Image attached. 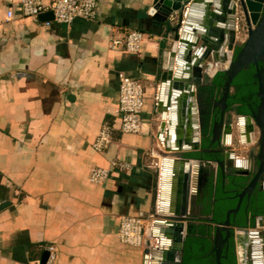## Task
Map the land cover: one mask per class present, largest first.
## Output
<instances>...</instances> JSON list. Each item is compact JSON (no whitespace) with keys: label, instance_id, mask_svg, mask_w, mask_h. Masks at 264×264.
Masks as SVG:
<instances>
[{"label":"crops","instance_id":"obj_1","mask_svg":"<svg viewBox=\"0 0 264 264\" xmlns=\"http://www.w3.org/2000/svg\"><path fill=\"white\" fill-rule=\"evenodd\" d=\"M20 1L0 0V264H41L49 245L56 249L52 264H144L143 247L119 240L120 217H146L154 214L159 204L162 211L170 213L177 202H183L176 199V190L179 183L183 186L188 167L189 193L198 188L200 198L191 220L198 221L207 217L203 206L211 203L216 183H222L216 163L196 160L201 152L190 149L193 146L188 142L210 148L213 101L220 94L214 77L227 66L229 57L202 60L198 78L191 68L181 72L185 78L178 86L183 89L170 84V98L179 107L175 123L180 126H174L171 146L178 151L162 155L178 152L195 159L183 164L176 160L163 174L159 153L164 150L166 136L160 130L161 108L154 97L162 74L176 69L175 57L170 54L175 14L170 18L149 14L152 0H97L94 19L75 18L66 26L53 21L47 12L37 19L24 17ZM50 1L41 0L44 4ZM201 11H205L209 30L227 28L229 12L209 5ZM125 30L142 32L140 49L109 50L108 39ZM244 37L245 31L240 29L234 44ZM202 51L200 46H191L186 57L193 62ZM118 72L143 84L142 118L150 121L151 133L115 131L111 145L95 151L92 144L102 124L119 125L114 116ZM194 79L199 82L192 85L190 96L184 87ZM204 89L213 97L212 106L205 109L207 144L201 138L197 142V130L188 121L194 112L197 126L198 107L205 105ZM150 96L152 100L147 101ZM169 109L165 108L164 131ZM224 136L221 130L211 148H219L217 140L222 144ZM236 136L233 134L230 148L236 158H245L249 145L238 143ZM114 158L131 169L110 168L103 183H91L90 168H109ZM160 194L162 201H158ZM238 242L237 264H247V248ZM145 263L150 264L149 258ZM252 264L257 262L252 260Z\"/></svg>","mask_w":264,"mask_h":264},{"label":"water","instance_id":"obj_2","mask_svg":"<svg viewBox=\"0 0 264 264\" xmlns=\"http://www.w3.org/2000/svg\"><path fill=\"white\" fill-rule=\"evenodd\" d=\"M185 5L187 7L183 13ZM208 5L213 8H221L225 10V13L231 14L228 17L225 16V21L228 20L227 28L213 27L212 30H209L210 27L206 24L208 22L205 17L206 14L202 13L205 11H201L202 8L207 9ZM47 13L52 16L51 12ZM148 13L151 15L158 14L164 18H170L175 14L176 17L175 25L171 29L172 43L170 47V54L175 57L176 69L172 72V69L169 68L162 74L156 98V105L161 108L159 110L162 117L160 130L166 136L164 150L159 153L162 157L163 174H166V169L176 160H180V163L183 164L195 159L178 152L168 155L170 157L162 155L164 154L162 152L178 151L171 146L174 140V126L177 125L175 117L179 107L178 105L175 107L170 98V84L173 83L175 89H183L182 85L178 86V82L185 78L180 76L181 72L189 71L191 68L195 78H198L201 75L199 64L202 60L229 57L227 66L220 72L223 75V81L220 85L221 92L218 98L213 101L214 120L210 128V148L196 147V141L188 143L193 146L190 149L199 150L201 153L216 154V157L211 161L219 167L222 187L225 185L226 177H243L245 180L241 182L238 189H234L236 192L233 198H236V203L234 207L226 210L222 221L213 223L212 213L216 200L214 197L215 187L209 215L199 217L198 220L208 222L213 227L210 238L213 243L211 251L214 253L215 264H222L220 261L222 250L224 247L227 248L230 238L234 240L235 244L236 241H239V246L247 248L250 258L247 264H252V260L256 261L257 264H264V214L249 213L247 203L243 207L245 226L233 224L243 200L248 201L255 191H264V0H152ZM197 15L204 16V18H198ZM240 29L245 31V37L240 43L234 44L235 36ZM225 34L228 35V38ZM212 35L215 38H212ZM191 46H200L203 50L201 57H196L193 62L186 57V52L190 50ZM223 47L227 49V53L223 52ZM248 66L253 67L256 101L247 104L246 112H239L238 107L240 105L229 104L228 98L234 92V78L243 68ZM198 82V79H194L189 87H184L189 90L190 96L192 85L194 86ZM232 88L233 91H231ZM168 107H170L167 120L168 129L164 131L165 108ZM197 111V126H195V118L192 116L194 112H190L191 116L188 121L194 123L193 128L197 130V142H199L200 138L204 140L208 135L202 131L203 120L200 106ZM221 130L225 133L224 141L220 144L217 140L219 148H211ZM234 132L239 137V143L249 145L245 158H236L235 152L230 148ZM161 141L163 142L165 139H161ZM196 160L207 161L201 156ZM185 170V182L183 186L179 183V188L176 190V199L182 198V204L177 202L175 208L168 213V211H162L158 203L157 214L151 227L145 233L143 256L146 261L149 258L150 264H182L183 243L188 234L189 222L200 206L199 190L197 188L196 193L195 191L189 193L188 167ZM163 178L164 175H162ZM163 184L165 183H161L162 195ZM189 194H191V198L187 201ZM162 195L160 194L158 201H162ZM154 240L155 245H152ZM169 244H171L170 248H165ZM47 256V251L43 252L41 264L45 263ZM145 262L144 264H146Z\"/></svg>","mask_w":264,"mask_h":264},{"label":"built area","instance_id":"obj_3","mask_svg":"<svg viewBox=\"0 0 264 264\" xmlns=\"http://www.w3.org/2000/svg\"><path fill=\"white\" fill-rule=\"evenodd\" d=\"M21 12L24 17L37 19L40 14L51 12L52 20L69 26L75 18L92 20L96 16L97 0H51L44 4L41 0H21ZM11 17V11H8ZM143 34L137 30H125L121 35H112L108 39V48L112 51L136 52L141 47ZM118 82V105L114 110V116L118 119L119 125L115 127L111 122L105 121L95 138L92 147L95 151L106 150L113 141V134L118 131L122 134H143L151 133L150 121L142 118V111L145 106V88L138 80L117 73ZM156 96L154 100L156 101ZM234 132V136H235ZM237 135V134H236ZM238 143L239 137L236 136ZM109 168L91 167L88 179L93 184L103 183L109 176L110 168L117 170H130L131 166L118 160L112 159ZM149 214L146 217H132L122 215L119 221L118 238L121 242L143 247L146 231L151 227L154 217L157 214ZM55 247H47V259L45 264H52L55 259Z\"/></svg>","mask_w":264,"mask_h":264},{"label":"trees","instance_id":"obj_4","mask_svg":"<svg viewBox=\"0 0 264 264\" xmlns=\"http://www.w3.org/2000/svg\"><path fill=\"white\" fill-rule=\"evenodd\" d=\"M222 73L216 74L214 83L219 86L223 81ZM253 67L248 66L243 68L238 75L234 78L233 84L235 85V92L228 98V103H241L238 107L239 112L247 111V103L251 100L256 101L254 92L256 85L254 84ZM208 138L203 140L207 144ZM201 156L207 160H213L216 154L213 153H200ZM245 179L243 177H226L224 187L221 183L215 185L216 198L212 218L213 222L217 223L224 219L227 209L234 207L236 198H233L241 182ZM248 203V212L251 214H264V191H255L250 199L243 200L239 212L236 214L233 224L235 226H245V217L243 207ZM203 211L210 212V204H204ZM189 234L186 236L183 243L182 264H215L214 253L212 248V230L211 226L205 224H195L190 226ZM222 264H237V255L235 249V242L230 238L227 248L222 250V257L220 259Z\"/></svg>","mask_w":264,"mask_h":264},{"label":"flooded vegetation","instance_id":"obj_5","mask_svg":"<svg viewBox=\"0 0 264 264\" xmlns=\"http://www.w3.org/2000/svg\"><path fill=\"white\" fill-rule=\"evenodd\" d=\"M233 85H234V84H233ZM215 87H218V89H219L220 92H221V86H220V85H219V86H215ZM235 88H236V87H235V85H234V92H235ZM231 91H233V88L231 89ZM234 92H233V93H234ZM201 94H202V97H203V98H202V99H203L202 101H203V103L205 104V105L203 104V105H204V108H201V111H202V116H201V117H202V120H203L202 131H204L203 129H204V127H205V122L207 121V117L205 116V115H206L205 113H206L207 111L205 112V109L207 110L209 107L212 106L211 101L213 100V97H212V95H211V97H210V96H209V95H210L209 91H208V90H205V89H204L203 91L201 90ZM207 98H209V101H210V102H207V103H206ZM253 102H254V100H251V101H250L249 103H247V104L249 105V104H251V103H253ZM231 104H232V105H234V104H239V105H241V103H231ZM205 215L208 216L209 213H205ZM194 222H195V223H194ZM196 222H197V224L200 223V224H205V225H208V226H211V227H212V225H211L210 223L205 222V221H203V220H201V221H199V220H198V221H193V220H191V221L189 222L190 225H189V227H188V229H187V230H188V234H189V231H190V229H189L190 226H191V225H195ZM213 223H214V222H213ZM212 228H213V227H212ZM212 231H213V230H212ZM188 234H187V235H188ZM185 238H186V237H185ZM184 240H185V239H184Z\"/></svg>","mask_w":264,"mask_h":264},{"label":"rangeland","instance_id":"obj_6","mask_svg":"<svg viewBox=\"0 0 264 264\" xmlns=\"http://www.w3.org/2000/svg\"><path fill=\"white\" fill-rule=\"evenodd\" d=\"M183 10H184V9H183ZM151 98H152V96H150V99H148L147 101H151V100H152ZM237 247H238V246L235 244V249H236V250H237ZM236 255H237V253H236Z\"/></svg>","mask_w":264,"mask_h":264}]
</instances>
